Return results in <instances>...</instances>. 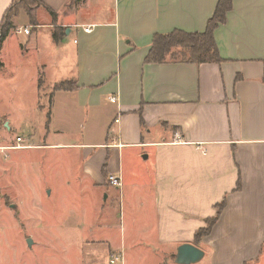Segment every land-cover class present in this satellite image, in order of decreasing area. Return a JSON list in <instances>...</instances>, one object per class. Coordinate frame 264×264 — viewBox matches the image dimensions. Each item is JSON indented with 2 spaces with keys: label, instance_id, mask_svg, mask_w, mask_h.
<instances>
[{
  "label": "crops",
  "instance_id": "1",
  "mask_svg": "<svg viewBox=\"0 0 264 264\" xmlns=\"http://www.w3.org/2000/svg\"><path fill=\"white\" fill-rule=\"evenodd\" d=\"M13 1L0 0V23ZM38 1L36 25H29L39 35L23 44L12 42L11 32L0 47V70L8 40L14 44L9 52L33 49L41 58L34 72L39 107L57 105L67 118L103 123L105 140L47 148L79 150L82 178L105 195L100 210L114 200L120 215L133 209L136 217L122 228L115 249L119 255L141 263L175 255L182 244L202 250L208 243L212 264L258 260L264 247V0H231L225 23L213 34L221 62L200 65H153L145 58L155 34L204 32L218 0ZM19 12L15 26L20 15L27 18ZM83 26H93L92 32ZM20 74L12 71L10 79ZM64 81L75 88L54 90ZM6 116L0 125L11 132ZM19 136L0 142L6 148L0 162L14 151L46 147L11 149ZM143 151L144 160L151 152L148 167L136 160ZM126 152L134 167L129 180L121 166ZM111 174L123 180L122 189L109 185ZM222 202L216 224L196 244L195 234Z\"/></svg>",
  "mask_w": 264,
  "mask_h": 264
},
{
  "label": "rangeland",
  "instance_id": "2",
  "mask_svg": "<svg viewBox=\"0 0 264 264\" xmlns=\"http://www.w3.org/2000/svg\"><path fill=\"white\" fill-rule=\"evenodd\" d=\"M16 26L15 30L29 28L31 35L13 31L12 42L17 38L25 44L40 32L29 25L24 14L16 20ZM12 44L7 41L2 58L5 67L0 70V117L8 115L12 131L0 125V142L20 135L23 145L46 147L14 151L10 159L0 162L5 166L0 173V264H109L110 254H120L115 249L122 242V228L136 217L133 209H124V215L122 209L120 215L114 200L100 210L105 195L100 187L82 178L79 150L47 148L53 143L105 140L100 135L103 123L82 115L67 118L57 105L51 109L39 107L34 72L41 58L33 49L29 54L9 52L14 50ZM12 71L21 73L15 82L10 79ZM53 79L49 76L47 80ZM149 153L145 160L144 151L136 156L140 166L151 165ZM124 154L121 166L124 179L129 180L134 167L130 153ZM27 239L32 246L27 245ZM201 248L205 257L195 264H212L209 244H201ZM261 252L258 260L249 264H264V247ZM175 255L165 254L155 260L146 257L141 263H134L130 254L127 260L122 259L123 264H177Z\"/></svg>",
  "mask_w": 264,
  "mask_h": 264
},
{
  "label": "trees",
  "instance_id": "3",
  "mask_svg": "<svg viewBox=\"0 0 264 264\" xmlns=\"http://www.w3.org/2000/svg\"><path fill=\"white\" fill-rule=\"evenodd\" d=\"M82 0H74V5L79 4ZM42 6L38 0H14L9 9L6 11L0 23V47L9 34L15 31V19L19 15V11L25 12L29 24L36 25L35 10ZM231 0H218L213 16L207 21L204 32L186 33L173 31L167 35L155 34L150 49L145 58L146 64H169V63H189L200 65L201 63H220L221 58L217 51L213 34L219 25L224 24L226 15L231 9ZM50 16L55 19L56 14L50 11ZM53 40L58 41V36L53 33ZM75 87L71 82L64 81L54 86V90L71 91ZM224 202L217 207L216 217L206 219V226L195 234V242L198 244L206 236L209 235L211 229L221 213Z\"/></svg>",
  "mask_w": 264,
  "mask_h": 264
},
{
  "label": "built area",
  "instance_id": "4",
  "mask_svg": "<svg viewBox=\"0 0 264 264\" xmlns=\"http://www.w3.org/2000/svg\"><path fill=\"white\" fill-rule=\"evenodd\" d=\"M119 1V0H117ZM92 29H93V26L90 27V26H83L82 27V30L84 33L86 34H90L92 32ZM15 32L17 34H21V32L24 33V35L28 36L30 35V31H29V28H23V30H21V28L15 30ZM109 102L111 103H116L115 102V98L114 97H109ZM115 123H118V120H115ZM16 145L14 147H12L11 149H14V150H18V149H25L27 148L26 145H23L22 143L24 142V139L22 137H18L16 140ZM6 148L3 147V148H0V154H3L5 152ZM108 179V183L110 186L114 187V188H117V189H120L121 188V185H122V179L120 178V176L118 175H114V174H111L107 177ZM110 256V261H109V264H114L116 262H120L122 263L123 262V259H122V256H120L119 254H111L109 255Z\"/></svg>",
  "mask_w": 264,
  "mask_h": 264
},
{
  "label": "water",
  "instance_id": "5",
  "mask_svg": "<svg viewBox=\"0 0 264 264\" xmlns=\"http://www.w3.org/2000/svg\"><path fill=\"white\" fill-rule=\"evenodd\" d=\"M27 245L32 246L30 239L26 240ZM175 262L177 264H195L204 258L205 253L193 244L180 245L175 253Z\"/></svg>",
  "mask_w": 264,
  "mask_h": 264
}]
</instances>
